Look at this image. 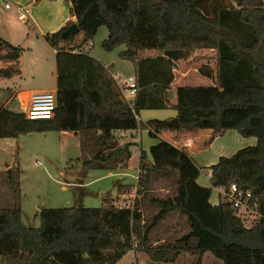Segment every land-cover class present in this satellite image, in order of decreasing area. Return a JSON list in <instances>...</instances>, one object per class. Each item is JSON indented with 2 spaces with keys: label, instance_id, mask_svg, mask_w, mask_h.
<instances>
[{
  "label": "trees",
  "instance_id": "trees-1",
  "mask_svg": "<svg viewBox=\"0 0 264 264\" xmlns=\"http://www.w3.org/2000/svg\"><path fill=\"white\" fill-rule=\"evenodd\" d=\"M64 1L71 4L74 21L43 36L56 51L54 118L33 121L2 106L0 139L74 133L88 157L83 166L107 171L127 169L132 156L133 144L121 145L120 131L147 129L152 138L164 132L207 131V148L235 131L257 143L220 157L209 168L198 166L186 148L163 140L150 149L152 162L141 150L138 181L119 183L117 193L135 192L158 205L152 226L146 225L137 199L117 205L106 196L99 208H42L40 226L28 227L20 205V170L8 169L4 181L14 204L0 208V264H117L132 251L154 263H174L185 253L194 257L192 264H202L208 253L222 264H264V0ZM74 23L79 33L62 38ZM100 28L108 33L102 49L124 47L119 58L133 64L137 93L131 103L125 88L90 50H67L81 49ZM82 32L83 40L69 45ZM202 50L216 54L215 69H198L215 84L179 86L173 102L169 91L177 65ZM24 51L0 38V80L21 74ZM166 109L176 116L146 124L137 119L141 111ZM205 169L209 186L198 183ZM171 178L176 185L172 198L155 199L148 193L151 182ZM233 185L251 194L247 211L224 198ZM214 190L221 191L217 205L211 203ZM173 212L186 217L189 232L176 244H148V233Z\"/></svg>",
  "mask_w": 264,
  "mask_h": 264
},
{
  "label": "rangeland",
  "instance_id": "rangeland-1",
  "mask_svg": "<svg viewBox=\"0 0 264 264\" xmlns=\"http://www.w3.org/2000/svg\"><path fill=\"white\" fill-rule=\"evenodd\" d=\"M107 36L106 28L98 29L91 41L93 48L89 53L101 60L114 75L118 74L122 80H128L135 74L133 64L119 58V52L124 50V47L112 52L102 49L101 44ZM82 38L83 32L75 38L73 43L78 44ZM15 41H17V46L32 50L26 51L20 60L22 75L14 77L11 81L1 80L0 88L9 86L19 89L22 86L29 89L41 85H49L51 89L57 87L55 86L56 53L38 45L34 40ZM69 45L72 44L69 43ZM61 48L63 49L64 45H61ZM35 56L41 60L35 68L36 70L40 69V73L38 72L36 77L31 74L34 69L32 60ZM202 66L205 70L215 69L216 54L208 51H196L179 63L176 68L177 84L214 85V80L207 78L199 82L200 78L204 77L198 70ZM1 98L0 96V100H2ZM17 100L12 101L9 107L22 111V106ZM204 132L207 131H200L201 134ZM81 143L80 138L74 133L64 131L30 133L17 139H0V208L12 207L14 204V196L4 181L6 170L13 168L20 170V205L23 211V223L28 227L38 228L40 226L39 212L42 208H65L77 204L85 208H99L104 205L106 196L108 199L117 200V205H131L135 200L134 192L129 194L128 191H123L119 196L117 186L119 183L136 184L135 177L139 173L137 150L127 169L107 171L94 168L88 170L83 166V162L88 157L85 156ZM89 158L91 159V157ZM174 179L151 182L149 188L152 192L151 195L163 199L171 197L176 190ZM200 182L204 183L203 178L200 179ZM103 195L106 196L103 197ZM142 198L143 196H137L136 199L142 206L144 205V210L143 207L142 210L146 225L152 226L154 214L159 213L160 207L158 205L148 207L149 204L147 201L143 204ZM172 222L173 220L169 219L162 228L153 227L156 230L151 239L156 236L159 240H165L164 244L167 242L172 244L170 242L189 232L185 216L178 214V217L175 218L178 226L173 232H178V235L171 232L173 228L171 225H174L171 224ZM251 223L252 221L247 225L251 226ZM207 255L204 262L211 264L210 261L213 260V257L210 254ZM139 262V264L154 263L147 256H142ZM193 262V256L182 253L174 263L154 264H192Z\"/></svg>",
  "mask_w": 264,
  "mask_h": 264
},
{
  "label": "crops",
  "instance_id": "crops-1",
  "mask_svg": "<svg viewBox=\"0 0 264 264\" xmlns=\"http://www.w3.org/2000/svg\"><path fill=\"white\" fill-rule=\"evenodd\" d=\"M7 4L10 5L9 9L5 8ZM71 7H72L71 4L65 2L64 0H40L38 2H35V0H0V38L7 40L8 42H10L12 45H15V46H17L16 45L17 41L15 40H34L36 41V43H38V45L40 46L42 45L43 47H46V49L53 50L54 53H56V51L52 49L49 46V44L44 40L43 36L49 33L56 32L59 29H61L63 26L68 24L69 22L74 21V18L71 15ZM20 8L26 10L27 12H25L24 14L23 11L21 12L19 10ZM83 38H84V34H83ZM82 40H79V43ZM71 44H74V43L71 42ZM24 50L25 51L23 54H25V52L28 50L31 51L32 49L24 48ZM202 51L213 52L210 50H202ZM99 61L103 63L101 60ZM40 62L41 60L37 56H35L32 60V66L34 67V69L31 71L32 72L31 74L35 77L38 75V72L40 73V69L39 70L35 69L36 66H38ZM20 68H21V62H20ZM176 71L177 70H175V81L169 91V98L172 99L173 102L175 99V90L177 87L190 86V85H185L186 83L177 84ZM21 75H22V69H21V74L19 76ZM180 75L182 77V74ZM11 79H3V80L11 81ZM204 79L205 77L200 78L199 82H202ZM55 80H56L55 82V86H56L57 70L55 74ZM7 89L11 90V92L10 93L7 92ZM50 91H56V87L54 89H51L49 85H41V86H35L29 89H25L22 86H20L19 89H16V87L6 86L4 88H0V96L2 97L1 98L2 100H0V107L4 106L5 108L11 111L23 113V110L17 111V110H14L13 108H10L9 106L11 102L18 99L17 101L19 102V104L22 106V109H23L24 107H23L21 98H25L26 96H30L32 94L39 93V92H50ZM4 95H6V97H4ZM125 99H128V98L125 96ZM176 114H177L176 111L172 109L146 110V111H141L137 119L140 123L146 124L148 120H152V119L164 120V119H168L171 117H175ZM118 135L121 138L120 139L121 145L133 144L130 148V151L132 154L130 161L133 159V157H135L136 150L138 152V157L140 159V152L141 150H143L146 153L147 160L149 162H152V158L150 155V149L154 145H156L159 141L163 140V141L170 143L171 145L175 146L178 149L186 148L191 158L194 160V162L198 166L205 167V168H209L210 166L216 164L220 157H227L229 155L231 157L232 154L234 155L238 150L244 147L254 146L257 143L256 138H253V137L243 138L235 131H228L223 136L217 138L208 148L205 146V140L210 137L209 132H204L203 134H201L200 132L198 133L185 132V133H178V134L164 132L160 135L158 134L156 138H152L149 135V131L147 129L139 128L137 130H132V131H120ZM130 161H129V165H130ZM129 165H128V168H129ZM137 168L139 169V161H138ZM208 173L209 171L207 169H205L202 172V174L200 175L198 179V183L200 185L209 186V174ZM201 178H203L204 183L200 182ZM160 180H167V179H159L155 182H158ZM148 193L151 195L152 192L150 189ZM220 193L221 191L219 190L213 191V195L211 198V203L213 205H217L219 203ZM174 194L168 198H172ZM151 196L155 199L164 200L163 198H158L153 195ZM145 201H147V203L149 204L148 207H150L151 205L152 207H154V205L150 202V198H147L146 196L143 195V204H145ZM142 207L144 210V205ZM157 214L158 213L154 215L156 216ZM178 214L180 215V213L178 212H173V213L168 214L155 228H162L165 222L171 219L173 220L171 224H174V225H171L173 226L171 232H173L174 230L177 229V226H178L177 223L175 222V218L178 217ZM155 230L156 229H153L148 233L147 243L151 244L152 246L163 245L165 243V240H159V238H156V236H154L151 239ZM173 233L174 235H178V232H173ZM181 238L182 237L177 238L170 243L176 244ZM207 254L204 255L202 264H205L204 261H205V258L208 256ZM142 256H146V255L140 252L132 251L128 253L117 264H139L140 263L139 260ZM214 259L215 258L213 257V260L210 261L211 264H222L216 259L215 260Z\"/></svg>",
  "mask_w": 264,
  "mask_h": 264
},
{
  "label": "built area",
  "instance_id": "built-area-1",
  "mask_svg": "<svg viewBox=\"0 0 264 264\" xmlns=\"http://www.w3.org/2000/svg\"><path fill=\"white\" fill-rule=\"evenodd\" d=\"M6 9L10 8V5L7 4L5 6ZM21 12L25 14L26 10L20 8ZM93 48V44L91 42L84 45L79 50H73L72 47H68L67 50H71L72 52H81V50L89 51ZM114 79L125 88L123 94L128 98L127 100L131 103L137 93V86L134 77H130L128 80H122L118 74L113 75ZM23 103V113L24 115L33 121L38 120H51L54 118L55 110L57 107V96L56 91L50 92H39L32 94L30 96H26L25 98H21ZM136 182L138 181V176L135 177ZM135 199L137 195L135 194ZM224 198L226 201L233 204V206L240 211H247L249 209L248 202L251 198V194L249 192H244L238 189L235 185H233L227 194H224Z\"/></svg>",
  "mask_w": 264,
  "mask_h": 264
},
{
  "label": "water",
  "instance_id": "water-1",
  "mask_svg": "<svg viewBox=\"0 0 264 264\" xmlns=\"http://www.w3.org/2000/svg\"><path fill=\"white\" fill-rule=\"evenodd\" d=\"M79 27L77 24H72L71 26L68 27L67 30H65L63 33H62V38L66 39L70 36H74L76 34L79 33ZM106 195H103V197H105Z\"/></svg>",
  "mask_w": 264,
  "mask_h": 264
}]
</instances>
